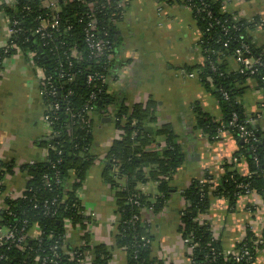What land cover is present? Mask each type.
<instances>
[{
	"label": "trees",
	"instance_id": "obj_1",
	"mask_svg": "<svg viewBox=\"0 0 264 264\" xmlns=\"http://www.w3.org/2000/svg\"><path fill=\"white\" fill-rule=\"evenodd\" d=\"M119 1L60 0L63 9L62 32L68 30L65 38L56 40L50 47H43V41L36 34L40 20L49 13L41 7V0H16L14 6H0V11L7 19L19 22V31L0 53V71L4 59L21 49L35 53V64L42 67L47 75H53L59 80L57 68L61 64L66 67L68 63L64 53L70 54L77 48L82 54L75 61L73 70L70 69L71 73L76 74L75 81L67 82L57 98L60 109L53 115V138L41 143L48 150V159L21 167L20 170L28 176L25 190L19 198H5L4 208L0 211V227L14 229L19 236H25L37 225L41 235L38 239H27L23 243V249L15 244L0 246V264H41L45 258H52L51 248L54 246L59 248L60 255L58 259H54L57 263L52 264H78L77 260L83 259L85 253L90 251L94 256L92 264L109 263L112 252L108 247L104 244H92L90 219L86 215L87 210L79 192L89 171L99 160L96 154L95 116L106 114L110 107L116 110L114 123L117 135L112 139L102 161V176L106 184L117 189L116 246L124 249L127 264H164L151 256V246H141L145 239L152 241L149 227L143 221V211L150 209L159 213L166 206L172 196L173 176L186 162L183 145L179 143V137L171 124H163L155 133L149 131L150 123L157 119V105L153 101L135 104L130 108L125 102L119 101L109 91V85L101 80L92 85L86 83L89 73L116 80V60L106 65L105 58L100 62L91 58L84 35L89 22L90 5L94 4L101 28L110 32L111 46L108 53L115 58L118 48L115 37L121 13ZM183 2L192 10L200 32L199 45L204 57L202 64L186 67L185 70L198 74L201 85L216 97L221 110V118L217 119L195 104V130L201 132L210 143H214L219 141V130L224 127L239 145L234 158L239 163L245 161L249 173L243 176L236 170V165L226 164L225 175L217 185L211 182L213 179L209 173L206 174L205 181L194 180L181 192L186 207L181 215L180 232L188 247L193 243L197 244L188 254L189 264H231V257L225 256L221 243L213 235L209 225L201 221V217L210 210L212 198L216 196L225 197L232 207L239 197L249 192H255L264 198V131L260 124H248L247 128L255 134L250 141L243 140L239 131V126L248 120L241 102L248 88V81H255L257 89L264 92V47L257 46L250 35L257 27L264 30V20H237L233 14L223 12V0ZM58 36L59 33L56 37ZM50 48H54V52ZM242 48H246L245 56L260 63L256 65L257 71L254 74L249 71L242 73L237 67H233L236 51ZM66 69H69L68 66ZM92 93L96 95V99L89 104ZM43 100L44 103L47 102V99ZM67 108H71V111H67ZM89 110L92 119L87 115ZM73 114H76L75 118L72 117ZM234 115L238 116L237 123L231 126ZM159 138L165 141L162 150ZM14 170V162L0 161V195L5 191V176L13 175ZM121 180H125L124 187L119 184ZM149 182L158 183L161 194L155 202L137 190L139 183ZM54 200L56 204L50 206L51 210H56V214L45 215L42 203H52ZM135 216L140 219L135 220ZM69 223L72 228L85 232L82 236L84 245L75 249L78 251L74 259L60 249L66 245V226ZM255 239L249 232L237 246L236 251L247 247L253 254L250 263L242 264H252L264 247L260 245L256 249ZM212 258L216 260L213 261Z\"/></svg>",
	"mask_w": 264,
	"mask_h": 264
},
{
	"label": "crops",
	"instance_id": "obj_2",
	"mask_svg": "<svg viewBox=\"0 0 264 264\" xmlns=\"http://www.w3.org/2000/svg\"><path fill=\"white\" fill-rule=\"evenodd\" d=\"M120 1L124 15L117 23L116 80L112 83L111 93L130 108L153 101L157 105V119L150 123L149 131L155 133L163 124H171L186 153V162L171 181L172 196L164 209L159 213L150 209L143 211V221L152 237L151 256L164 264H189L190 250L180 232L181 215L186 207L181 192L196 179L205 181L207 173L212 175L211 182L217 185L225 175V165L239 151V145L230 132H226L219 141L210 143L195 130V104L217 119L221 118V110L216 97L208 107L205 102L193 104V100L185 96V91L190 89L200 94V100L205 90L200 81L189 78L185 70L204 62L199 45L200 32L192 10L183 0ZM222 10L233 14L237 20H264V0H223ZM5 19L0 11V53L10 42L9 23ZM250 35L257 46L264 47V30L255 29ZM155 55L156 58H152ZM34 57L32 52L18 49L4 59L0 71V161L14 162L20 173L17 183L22 182L10 189L4 184L5 198L22 196L28 180L27 174L20 170L22 166L48 159V150L41 143L50 137V130L44 120L46 107L42 77ZM233 65L236 68L235 63ZM247 86L241 102L247 115H262L259 124L264 131V111L259 109L263 92L257 89L253 80H249ZM170 93L181 94L184 102H173ZM115 113L114 107H110L106 114L95 116L99 160L89 171L80 196L87 215L90 213L92 244L108 247L112 252L108 264H127L124 249L116 246L115 192L107 188L109 185L102 176V161L117 135ZM158 140L162 150L165 141L163 138ZM236 170L246 176L248 164L242 161L236 165ZM119 184L124 187L125 180ZM137 190L149 196L152 202L161 194L158 183L154 182L139 183ZM201 221L209 225L226 252L235 251L249 232L256 239L263 237L264 198L257 193L244 195L232 207L225 197H213L210 210L201 217ZM77 231H71V228L67 231L65 244L70 251L84 245L83 234L79 235ZM85 259L87 264L93 263L91 251L85 253ZM252 264H264V247Z\"/></svg>",
	"mask_w": 264,
	"mask_h": 264
},
{
	"label": "built area",
	"instance_id": "obj_3",
	"mask_svg": "<svg viewBox=\"0 0 264 264\" xmlns=\"http://www.w3.org/2000/svg\"><path fill=\"white\" fill-rule=\"evenodd\" d=\"M186 2H191L192 0H183ZM16 0H3L0 1V6L2 4L9 5V6H14ZM187 5V4H186ZM189 7V5H187ZM41 7L43 9H47L49 11L48 15L40 20V24L38 29L36 30V34L40 36L41 40L43 41L42 46L43 47H50L53 43H55L56 40L58 39H63L66 37V32L68 29H66L64 32H62V18H61V13L63 11L62 6L60 5V0H41ZM118 8L121 11L119 14V18L122 19L124 15V8L123 4L121 1L118 3ZM190 8V7H189ZM88 26L85 31L84 35V42L90 52V57L94 58L97 60V62H100L103 58L106 59L105 64L109 65L111 62L114 61V56L109 54L111 42H110V32L107 30H104L100 26V21L95 13V5L92 4L90 5V11L88 12ZM119 19V20H120ZM9 26H8V32L10 35V40L14 34H16L19 30L17 29L19 22L17 20H10L7 19ZM257 29H260V27H257ZM57 33H59V36L56 37ZM9 45V44H8ZM14 47V46H13ZM57 48V47H55ZM246 48L238 49L236 51V58L234 59V63L237 67V69L240 70V72L244 73L246 71L251 72V74H254L256 70V65L260 64L258 60H255L254 58L247 57L244 55V50ZM54 48H50L51 52H54ZM5 53H8L7 50H4ZM35 56V53H33ZM64 55H67V66L69 69H66L63 64H61L57 68V78L60 80H56L54 76L47 75L45 73V70L42 67H37L39 74L42 77V95L43 98L47 101L45 103L46 107V113L44 116V120L50 130V137L53 138L52 134H54L53 131V124H54V119L53 115L57 113L60 109V103L57 101V98L60 97L61 92L64 89V86L66 83H71L75 81L76 74L71 73L70 69L73 70L75 67V61L80 59L82 54L78 51L77 48L73 49L71 53H64ZM90 70V68H89ZM187 76L189 78H197L198 79V74L197 73H188ZM114 78H108L104 75H99L97 73H89L86 77V83L88 85H92L95 81L101 80L104 84L109 85V91L111 92V86L113 83ZM263 92V91H262ZM226 97V95H225ZM96 99V95L92 93L91 99L89 101V104ZM259 109L264 111V92H263V98L259 104ZM91 110V109H90ZM90 110L88 111L87 115H90L91 117V112ZM67 111H71V108H67ZM73 118L76 117V114L72 115ZM238 116L234 115L233 120L231 121L230 125L235 126L237 123ZM262 119V115L260 113L254 114L253 116L248 115V120L245 122V124L239 126V131H240V137L243 138L245 141H250L254 139V132L250 131L247 128L248 124H259V122ZM227 131L222 127L219 130V135L217 139H221L223 135ZM238 159L237 158H231L228 164L232 165H237ZM251 194H256L255 192H249L246 195H251ZM81 191L79 192V197L81 198ZM137 205H140L139 201L135 202ZM50 204H56V200H54L52 203L50 201H44L42 203V206L45 209V215L47 214H56V210H51ZM1 211V210H0ZM87 215V213H86ZM90 215V213H88ZM87 215V216H88ZM94 216V215H92ZM135 220H139V216L134 217ZM70 224V223H69ZM68 224V225H69ZM41 235V230L39 227L36 225L32 230H30L25 236H19L14 229L7 228V227H0V246L4 245H13L15 244L17 247L20 249H23V243L27 239H38L39 236ZM152 241L150 239H145L144 242L142 243V247H149L151 246ZM255 247H259L260 245H264V240L262 238L255 239L254 241ZM197 247L196 243H193L191 247H189V250L191 251ZM53 255L52 258H45L41 264H47V263H57L55 262V258H59V253H58V247L54 246L51 248ZM63 251H65V254H68L69 256L74 259L76 257L77 251L74 249L70 251L67 249L66 245L61 246ZM224 254L227 257H231L230 261H232L231 264H242V263H250L253 260V254L252 251L244 247L240 249L239 251H228L226 252L224 250ZM213 261H215V258H212ZM78 264H87V260L85 259V256L83 259H78L77 260Z\"/></svg>",
	"mask_w": 264,
	"mask_h": 264
},
{
	"label": "rangeland",
	"instance_id": "obj_4",
	"mask_svg": "<svg viewBox=\"0 0 264 264\" xmlns=\"http://www.w3.org/2000/svg\"><path fill=\"white\" fill-rule=\"evenodd\" d=\"M2 15L4 16V17H6L5 16V14L2 12ZM6 20V22H7V18L5 19ZM152 58H156V55L155 56H152ZM113 85V84H112ZM204 92V95H203V99L201 98L200 100L198 99L199 97H200V94H197V92L196 91H193V90H190V89H187L186 91H185V96L187 97V98H189V99H191V100H193L192 101V103L194 104V103H196V102H200V103H206V105L209 107L210 106V103H211V100H212V98H214V96H212L210 93H208L206 90H204L203 91ZM170 96L173 98L172 100H173V102H175V101H180V102H184V97L181 95V94H173L172 95V93H170ZM188 99V100H189ZM215 99V98H214ZM190 112V111H189ZM192 113V112H191ZM15 172H14V174L13 175H6L5 176V178H4V180H3V184H6V186H8V188L10 189V187H14V186H17L18 184H21L22 182L20 181L19 183H17V180L20 178V177H18V175H20V173H19V171H18V168L15 166V170H14ZM13 176H15V177H13ZM120 183V182H119ZM107 188H109L110 190H112L113 188L109 185V186H107ZM114 190V192H116L117 191V189H113ZM5 192H6V190L3 192V193H1V195H0V206L2 207V208H4V198L6 197L5 196ZM66 228H67V231L69 230L70 231V228H71V231H73V230H75L74 228L72 229V227H71V225L69 224H67V226H66ZM80 233H82L83 235H84V231L83 230H81V229H79L78 228V231H77V234H79L80 235ZM90 233V232H89ZM91 234V233H90Z\"/></svg>",
	"mask_w": 264,
	"mask_h": 264
},
{
	"label": "water",
	"instance_id": "obj_5",
	"mask_svg": "<svg viewBox=\"0 0 264 264\" xmlns=\"http://www.w3.org/2000/svg\"><path fill=\"white\" fill-rule=\"evenodd\" d=\"M40 52H42V49H39ZM101 104V103H100ZM107 121H110L111 119L106 118ZM47 140H51V137L47 138Z\"/></svg>",
	"mask_w": 264,
	"mask_h": 264
}]
</instances>
